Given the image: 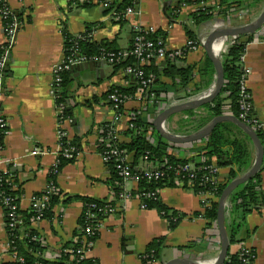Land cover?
I'll list each match as a JSON object with an SVG mask.
<instances>
[{"label":"crops","instance_id":"obj_1","mask_svg":"<svg viewBox=\"0 0 264 264\" xmlns=\"http://www.w3.org/2000/svg\"><path fill=\"white\" fill-rule=\"evenodd\" d=\"M3 2L20 22L8 51V73L1 97V110L8 126L0 153V170H10L14 180L19 183L21 194L18 203L21 211H27L31 207L34 194L45 191L48 173L55 165L57 168L59 166L57 131L60 116H63V107L56 104L50 93V85L53 69L64 57L63 29L72 35H79L85 32L87 24L97 23L88 34L91 35V40H115L117 46L125 51L133 29L151 27L155 32H165V48L175 50L186 44L184 24L189 25L197 38L206 31L214 15L225 19V13L221 10L223 7L219 6L220 8L213 9V16L209 20L199 25L191 23L190 14L204 6L212 7V0L200 3L181 0H139L138 9H134V13L127 17L123 27L114 24L108 14H104L101 4L88 8H71L70 0ZM235 8L230 9L234 11ZM243 11L233 12V18L228 25H244L237 16L242 15ZM257 16L249 20L253 21ZM250 35L253 38L245 49V65L251 68L246 88L257 126L264 132V41L257 40L259 36L255 31L252 34H244L243 37ZM5 41V27L0 17V47ZM204 56V49L199 48L189 52L177 63V66H193V80L185 91L173 95L171 100L159 101L160 111L213 87L215 72L205 76H200L198 72ZM160 62L162 65L164 61L157 60V63ZM162 80L164 83L170 82L167 78ZM69 81V94L64 105L70 116L64 118L63 126L67 138L77 141L79 151L71 162L61 165L55 173L56 190L60 200L53 207L52 218L32 224V228L43 240L46 247L43 256L48 259L57 258L58 251L65 244L74 242L79 234L83 236L80 227L83 201H67L69 196L95 200H107L115 196L110 184L112 173L97 150L101 124L109 123L114 117V111L103 96L112 86L129 87L132 79L123 69H114L110 63L105 62L97 67V71L93 69L70 72ZM186 93L192 94L188 97ZM143 104L144 102L133 98L124 103L123 115L116 120L121 143L129 140L123 132L128 128L132 112L142 108ZM182 113H177L167 120L166 124L171 131L184 129L185 120ZM225 114H229L227 107ZM33 148L40 149V153L30 155ZM187 148L188 145H182L176 152L181 157H189L191 154ZM249 151L253 161L254 148L251 143ZM126 159L135 170L143 169L147 165L144 159H135L132 154H127ZM212 162L215 164L214 160ZM228 171V167H220L223 180H226ZM260 176L264 194V156ZM119 187L126 189L128 197L125 201H119L120 208L100 221L97 238L85 251L86 258L96 259L99 264H142L141 255L147 245L160 236H165V247L160 258L152 264H169L171 260L179 257L206 259L216 256L213 239L205 234V218L194 215L196 212L204 213L202 196L182 186L157 189V196L162 204L184 215L175 228L170 229L168 221L154 208L143 206V201L138 196L139 184L121 181ZM240 238L253 249V264H264L262 207L246 216L245 228L241 231ZM7 240L5 217L0 206V264L13 261L7 250ZM190 242L195 244L190 248H181ZM232 249L236 252L234 245Z\"/></svg>","mask_w":264,"mask_h":264},{"label":"trees","instance_id":"obj_2","mask_svg":"<svg viewBox=\"0 0 264 264\" xmlns=\"http://www.w3.org/2000/svg\"><path fill=\"white\" fill-rule=\"evenodd\" d=\"M4 0H0V6ZM103 1H108V5L103 7L104 14H112L111 21L114 24L123 27L127 22V17L124 16V11L126 8L131 7L135 9L139 0H70L71 8L82 7L88 8L94 5H99ZM187 3H200L206 2L208 0H181ZM215 5L223 7L222 12L229 13L232 12L230 8L238 6L237 4L245 3L249 0H212ZM213 16V7L204 6L203 8H198L190 14L191 21L194 25H199L200 23L209 20ZM20 20L15 17L10 11L3 18V26L7 29L14 23L19 24ZM97 23L87 24L85 32L82 33L85 38L76 39L74 35L70 34L67 30L63 29L64 38V54H69V49L74 47L80 56H84L88 61H97L102 54L114 53L117 57H122L118 62L110 63L114 69H125L127 67L140 68L144 75L150 77L151 81L148 83L147 88L144 89V95L146 99L144 100V106L139 110L132 112L128 124L132 126L123 132L124 136L129 140L128 142L121 143L119 149L124 151V155L132 154L135 159L146 158L153 163H156L160 169H164L166 166H171L177 168L189 162H195L197 170L195 176L191 179L192 183L186 184L184 187L191 189L195 194L201 195L203 193L211 192L214 193L216 197L219 198L223 189L226 185L236 178L238 175L245 172L252 162V156L249 151L250 140L238 127L228 121H222L217 123L206 137L195 143H185L179 144L166 140L157 131L155 126L156 116L159 114V109L156 105H150L148 103V98L151 93L155 94L158 101H169L173 95H176L180 91H185L188 85L193 80V66L182 65L177 66L178 62H181L184 57L168 58L166 57L161 65L152 58L148 60L146 64L139 65L137 58L133 54L134 42L137 36H144L146 40L153 42L155 45L160 42L161 46H165V32L158 30L152 33H141L137 29H133L130 34V41L128 48L123 51L117 46L115 40H103L100 42H95L86 37L93 27ZM185 34L188 40H195V33L189 27L188 24H184ZM253 38L252 35L245 37V41L234 43L229 46L227 52L221 56V64L223 70V83L219 93L210 101L205 103L202 108L204 110L203 114H196L192 110L185 111L184 114L190 116V120L185 121L186 124L191 125L192 130H197L205 126L213 118L225 114L226 107L229 110V114L247 122L250 120L251 116L254 114V110L251 104L250 97L243 98L240 95V79L242 74V66L239 62V56L244 50L245 43ZM158 46V45H156ZM8 44H3L0 47V77L8 73L6 70V64L1 67V61L4 56V52L8 49ZM123 54V56H122ZM109 63V62H107ZM200 76H205L206 74L214 73V65L211 59L206 55L203 58L198 69ZM70 70L61 73V82L59 86V91L55 94V102L57 105L63 107L62 118H69V112L65 109V100L68 97V85ZM163 78L170 80L169 83H164ZM132 79V78H131ZM137 80L132 79L131 85L127 88L112 86L109 91H107L103 98H105L109 105V96L113 93L117 95L134 96L138 88ZM3 94V91L1 92ZM192 94V93H191ZM190 93H186V96L190 97ZM97 101L96 98H94ZM245 103L247 105L245 110L241 109V104ZM249 122V121H248ZM108 122L102 123L101 127L104 129L99 132V138L97 142V150L102 156H106L105 161L106 166L112 173V180L110 184L115 192L114 199L110 202H105L103 200H95L82 196H69L66 200H82L83 201V213L80 218V227H85L86 215L92 213L95 215V220L101 221L105 215L103 209L106 206H117L119 204L118 194L121 191L119 183L121 182V177L115 168L116 160L115 157L111 155L112 142H107L106 140V125ZM251 124L257 135L264 144V132L257 125ZM237 133H233V132ZM149 133V134H148ZM186 133V132H185ZM150 135V136H149ZM4 136L2 132L0 133V144L3 145ZM74 146L79 150V145L75 140L63 139L62 146ZM182 145H188V151L191 156L181 157L178 155L176 150H178ZM72 159H66L63 157L59 158V167L64 163L71 162ZM215 161V165L218 167H228L229 171L226 180L221 181L217 184H212L211 182H205L203 177L208 175V166H210ZM263 164V162H262ZM132 171H136L133 167H130ZM261 169L262 165L257 173H255L251 178L243 182L234 188L229 194L227 201L231 203L230 216L225 218L224 226L226 235L229 241V249L227 254L221 264H244L245 256H240L237 252H234L232 246L242 239L240 238L241 231L245 228L246 216L254 210L260 207H264V194L261 188ZM7 177L11 178L6 180ZM175 176L173 173H166L156 180H146L142 178L139 182L140 192L145 191H157V189L162 187H172L175 186L174 183ZM56 174L51 171L48 173V186H54L55 190L49 193L45 191L34 194L35 199L42 198L46 196V201L44 206L40 210L41 220H50L53 216V207L59 202L60 196L56 190ZM0 191L3 192L4 196H9L11 201L18 205V210L16 211L17 223L13 228H10L7 218V208L2 206L5 225L7 229V236L11 246L14 249L16 259L9 264H99L96 259L92 258H81L80 250L84 248L83 238L81 234L72 243L65 244L59 251L58 257L53 259H48L43 256V252L46 247L41 244L38 240V232L32 228L34 223V217L37 212L33 208H29L27 211H21L19 209V196L21 194V188L19 183L14 180V176L10 170L6 173L0 171ZM146 208H154L161 217L165 218L170 229L175 228L178 222L182 219L181 213L170 209L166 205L159 201V198H146L143 199ZM208 203V204H206ZM204 206V213H194L195 216H203L206 220L205 234L208 237H213L211 229L218 227L217 225V200L206 199L202 201ZM94 205L95 208H92ZM95 226L96 223L93 222ZM97 238V230L93 235L89 236L87 240L91 243ZM165 236H160L154 238L146 247L145 252L141 255L142 264H152L155 260L159 259L164 245ZM194 242H190L181 248H190L194 245ZM73 258L72 260H70Z\"/></svg>","mask_w":264,"mask_h":264},{"label":"built area","instance_id":"obj_3","mask_svg":"<svg viewBox=\"0 0 264 264\" xmlns=\"http://www.w3.org/2000/svg\"><path fill=\"white\" fill-rule=\"evenodd\" d=\"M80 1H82V0H80ZM100 4L102 7H106L108 5V1H103ZM214 6L217 9L219 7L215 4H214ZM9 12H10V10L7 8L6 4L3 2L0 6V17L3 19L7 14H9ZM133 13H134V9L131 7H128L124 11V16L128 17V16L132 15ZM107 16L109 18H111L112 14L109 13ZM214 16L215 17L213 18V20H211V22L208 23V28L206 29V31L202 35L195 38V40H188L187 39L185 46H183L180 49L167 50L165 48V46L164 47L161 46L160 42H158L156 44L158 46H156L153 42L146 40L144 36H142V35L137 36L135 38V42H134L133 54L137 58L138 64L139 65L146 64L148 62V60H150L152 58H154L157 61V60H164L166 57H168V58H176V57H180V56L185 57L189 52H192V51H195L199 48H202L203 45L205 44L209 34L213 30H215L216 28H219L221 26L228 25L233 18V15L232 14L229 15L228 13L227 14L225 13V15H224L225 19L224 20L219 19V17L216 15H214ZM237 16H238V18L241 19V21H243V19L245 18V14H244V16H243V14L242 15L239 14ZM250 22H252V20H249V18H247L243 21L244 24H248ZM191 23H192V21H191ZM16 27H17V23H14L11 26H9L7 29H5V32H6L5 44H8L9 47L4 52V56H3V59L1 61V67H3L7 61L8 51L11 48V45H12V42H13V39L15 36ZM137 30L140 31L141 33H145V34L155 32L154 29L151 27L137 28ZM255 32L259 36V39H257V40L264 41V23ZM74 36L76 39L85 38L84 35H82V34L74 35ZM86 37H90V39H91V35H87ZM243 39H244L243 35H228L225 37H221L217 41V42H219L218 51L220 52V55L221 56L224 55L227 52L230 45H232L234 43H239V42L243 41ZM244 41H245V39H244ZM250 41H247L245 43L244 50L241 52V54L239 56V62L242 66V74H241V79H240V95L243 98L249 97V93H248V90L246 88V81H247V78L251 72V68L249 66L245 65V59H246V50L245 49H246L247 43H249ZM69 51H70L69 54H64V57L62 58V60L53 69V80H52L51 85H50V93L53 96V98H55V94L59 91V86H60L59 84L61 82V73L64 71L70 70L71 66H73L75 64L88 62V60L84 56L79 55V53L77 52V49H75L74 47H71L69 49ZM122 56H123V54H122ZM120 59H122V57H117L114 53H107V54H102L97 61H105V62H109V63H114V62H118ZM124 73L127 76H129L130 78L137 80V83L139 86L137 88L136 93L132 97L126 96V95H117L115 93H113L109 96V101L112 104L111 108L114 111V117L112 119L113 121L111 120L106 125L107 129H105V131L107 133L106 134L107 142H109V141L112 142L111 155L113 157H115V160H116L115 168L118 172V175L121 177V181L122 182L123 181L124 182L125 181H132V182L139 184V182L142 180V178H145L146 180H156L166 173H173L175 176V179H174L175 186L184 187L186 184L192 183L191 179L195 176V172L197 170V167L195 166L194 161L189 162L187 164H184L182 166H178L177 168H173L171 166H166L162 170V169H160V167L156 163H153L152 161H149L146 158H144V161L147 163V165L145 167H143V169L136 170V171L131 170L130 165L126 159L127 155L125 156L124 151L119 149V145L121 144V140H120V137L118 134V130L116 128V120H118L122 117V115H123L122 107L128 99L133 98V99H136L138 101H141V103L144 102V100L146 99V96L144 95V89L147 88V85L151 81V79H150V77L145 76L143 71L140 68L127 67L124 69ZM1 79H2V77H0V82H1ZM210 90L203 92V93H200V94H195V95L191 96L188 100L203 98V97L208 95ZM1 92H2V87L0 84V133L2 132L3 136H5V134L7 132L8 124H7V121L3 115V112L1 110V97H2ZM148 103L150 105H156L157 104V108H159V105H160V102L157 100L155 94H153V93L150 94V96L148 98ZM246 107H247V105L245 103L241 104L242 110H245ZM192 111L196 112V114H203L204 113V110L201 107L194 109ZM182 115H183L182 117L185 121L190 120L189 115L184 114V113H182ZM64 120L65 119H63L62 116H60L59 123H58V131H57V138H58V145H59V158L63 157L66 159H74L76 157V155L78 154L79 150H77L74 146H71V145L67 146V147L62 146L63 139L69 140L67 138V132L65 130V127L63 126ZM248 121L246 123H248V124L252 123L254 125H257L254 114L251 116L250 120H248ZM128 126L131 127L132 125L128 124ZM165 128L167 130H169L170 132H173L168 128L166 123H165ZM183 128H184L183 130L181 129L180 131H176L173 133L189 134V133L195 131V130L191 129V125L189 123L186 124ZM103 130L104 129L100 128V132H102ZM2 148H3V145L0 144V153L2 151ZM38 153H40V149H38V148H33L30 151V155H37ZM102 157H103L104 161H106L107 157L106 156L105 157L102 156ZM207 168H208V175H205L203 177L205 182H211L212 184H217L221 181H224L223 177L220 174V167H218L217 165L212 163ZM0 171L3 173L7 172V171H2V170H0ZM50 171L54 174L57 173V166L55 165V167L53 169H51ZM6 180L11 181V178L7 177ZM45 190L47 193H49L51 191H54L55 188L53 185L52 186L47 185ZM138 196L143 201V206L145 208H146V205H145L143 199H146V198L156 199V198H158L157 191L140 192L138 194ZM200 196H202L203 200H206V199L218 200V197H216L214 195V193H211V192L203 193ZM127 197H128V193H127L126 189H121V191L118 194L119 201H125L127 199ZM113 199H114V197L107 199V200H103V201L110 202ZM45 201H46V196H42V198H39V199H35L33 196L31 208H33L37 212V215L34 217V223L41 220L40 210L44 206ZM206 204H208V203H206ZM0 206H1V208H2V206H5L7 208V218L9 221L8 225L10 228H13L14 225L18 222L17 221V215H16V211L18 210V205L16 203L12 202L9 196H4L3 192L0 191ZM91 207L95 208L94 205H91ZM117 208H120V207L118 205L117 206H106L103 209L102 214H104L105 216L110 215V214L114 213L117 210ZM262 208L264 210V207H262ZM230 209H231V203H228V201H226L225 207H224L225 218L226 217L228 218L230 216ZM93 222L96 223L95 226L93 225ZM99 223H100V221L95 220L94 214L90 213V214L86 215L85 227L82 228V231H81L83 234V236H82L83 246H85V245L86 246L80 250L81 258H83V257L85 258V251L92 245V243L89 240H87V238L94 234V232L98 229ZM211 233L214 235L212 237V239H213V243L215 244L214 248L216 250V256H214L212 258H206V259H202L201 257H197V258H195L196 260H201V261H204L207 263L215 262L218 254L220 252V240H219L218 227L212 228ZM38 240L41 242V244H43V240L40 236H39ZM234 247L236 249V252L240 256H245L244 264H253L254 263V259H255L254 251L252 248H250L248 245H246L245 242H243L241 240L238 243L234 244ZM7 250L10 254V257L14 261L16 259V255H15L14 249H11L9 240H7Z\"/></svg>","mask_w":264,"mask_h":264},{"label":"water","instance_id":"obj_4","mask_svg":"<svg viewBox=\"0 0 264 264\" xmlns=\"http://www.w3.org/2000/svg\"><path fill=\"white\" fill-rule=\"evenodd\" d=\"M135 9H138V6L135 7ZM264 23V7L262 11L259 13L257 18L253 20L252 22L244 25L239 26H230L225 25L221 26L219 28H216L213 30L205 44L203 45V49L206 53V55L211 59L214 69H215V81L214 85L211 88L210 92L207 96L203 98H197L192 100H186L184 102L171 105L162 111L159 112V114L156 116L155 119V126L158 131V133L165 138L166 140L174 143L179 144H185V143H195L203 139L208 135V133L211 131V129L217 124L222 121H228L234 124L236 127H238L250 140V143L252 144L254 148V158L251 162L248 169L243 172L242 174L238 175L236 178L231 180L226 187L223 189L221 195L219 196L217 200V225H218V231H219V240H220V252L213 263H207L201 260L186 258V257H179L171 260L169 264H221L227 254V251L229 249V241L226 235L225 231V214H224V207L225 202L227 201V198L231 191L236 188L238 185L242 184L249 178H251L255 173H257L262 165L263 162V156H264V147L262 142L260 141L257 132L255 128L230 115V114H222L220 116H217L210 120L205 126L195 130L194 132H191L189 134H176L173 132H170L165 128V123L167 120L177 114L182 113L188 110H194L197 108L202 107L205 103L210 102L220 91L222 83H223V70H222V64H221V55L218 49H215V44L221 37H225L228 35H244V34H252L254 31H256L262 24ZM18 30V25L16 27L15 34ZM105 63V61H88L83 62L79 64H75L71 66L70 72H81L85 70H95L97 71V67H99L101 64ZM164 63V62H163ZM162 63V64H163ZM4 80L5 75L1 79V87L3 90L4 86Z\"/></svg>","mask_w":264,"mask_h":264},{"label":"rangeland","instance_id":"obj_5","mask_svg":"<svg viewBox=\"0 0 264 264\" xmlns=\"http://www.w3.org/2000/svg\"><path fill=\"white\" fill-rule=\"evenodd\" d=\"M237 5L238 6H236L234 11L229 12L228 14L230 15L233 12H237L239 10H244V12H243V16L245 14V18L243 19V21H244L247 18H251V17L255 18V16H257L262 11V9L264 7V0H249L245 3H242L240 5L237 4ZM212 7L214 10H216V7L214 5ZM233 133H237V132L235 131Z\"/></svg>","mask_w":264,"mask_h":264},{"label":"bare ground","instance_id":"obj_6","mask_svg":"<svg viewBox=\"0 0 264 264\" xmlns=\"http://www.w3.org/2000/svg\"><path fill=\"white\" fill-rule=\"evenodd\" d=\"M218 44H219V42L216 43V47H215V49H218Z\"/></svg>","mask_w":264,"mask_h":264}]
</instances>
